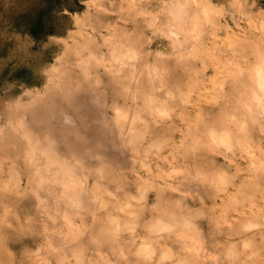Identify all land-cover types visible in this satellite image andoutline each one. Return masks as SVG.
I'll list each match as a JSON object with an SVG mask.
<instances>
[{
	"label": "clouds",
	"instance_id": "1",
	"mask_svg": "<svg viewBox=\"0 0 264 264\" xmlns=\"http://www.w3.org/2000/svg\"><path fill=\"white\" fill-rule=\"evenodd\" d=\"M5 46L0 264H264V0H0Z\"/></svg>",
	"mask_w": 264,
	"mask_h": 264
},
{
	"label": "trees",
	"instance_id": "2",
	"mask_svg": "<svg viewBox=\"0 0 264 264\" xmlns=\"http://www.w3.org/2000/svg\"><path fill=\"white\" fill-rule=\"evenodd\" d=\"M82 8V6H80ZM30 24V32L31 34L34 36V37H37L39 38L43 31H44V25L42 23V21L40 19H36L34 21H30L29 22ZM48 33L49 34H53L54 33V30L52 28H48L47 29ZM62 34V33H60ZM8 46H5L4 49H0V56H4L6 55V49H7ZM18 76H21L25 79H28L29 82L31 83V74L29 72H27V70H22L20 72L17 73Z\"/></svg>",
	"mask_w": 264,
	"mask_h": 264
}]
</instances>
